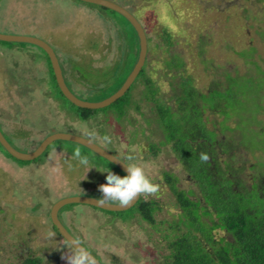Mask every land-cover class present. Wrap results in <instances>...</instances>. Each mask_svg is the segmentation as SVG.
<instances>
[{"label": "rangeland", "instance_id": "374dc122", "mask_svg": "<svg viewBox=\"0 0 264 264\" xmlns=\"http://www.w3.org/2000/svg\"><path fill=\"white\" fill-rule=\"evenodd\" d=\"M110 1L132 12L147 30L151 44L156 48L147 67V76L163 88L160 92L162 99L171 96L170 83L175 85L179 81L173 77L176 72L166 65L170 55H180L184 59L185 75L194 79V85L201 92H206L214 81L222 79L224 82L220 75L223 71L232 76L236 71L240 75L247 74L249 70L244 59L250 56L251 48L256 49L253 57L260 61L264 70V0ZM0 34L37 36L56 45L59 57L79 83L82 94L79 95L77 89L75 94L88 102L102 101L113 92V78L121 79L125 68L121 73L118 71V67L123 65L117 56L122 55L119 49L132 42L129 26L118 15L103 12L99 6L73 0H0ZM167 34H170L172 43L165 38ZM79 39L85 44L84 51L77 48ZM21 44L0 41L1 82L2 67L12 63L20 66L24 63L23 67H28V53L18 58L7 54L9 49H18ZM89 44L95 48L115 46L105 57L108 62L102 66L103 69L97 68L98 65L91 67L87 56ZM23 47L27 51L31 48L29 44ZM244 51L249 52L240 55ZM98 59L103 64L104 60L99 56L93 61ZM115 60L117 64L111 65ZM32 68H36L35 65ZM1 82L3 133L15 149L31 153L45 140L44 137L56 133L89 137L130 165L141 167L148 180L157 186L155 193H143L147 200L156 201L161 208L155 216L156 226H150L138 216L130 224H125L100 209L74 204L65 206L60 212V220L66 229L102 264H165L171 253L170 242L163 239L162 235L167 232H159V223L173 219L179 222L181 209L164 183L163 174H175L182 189L191 185L169 146L162 144L164 135L155 122L156 102L145 99L144 86L131 90V104L122 117L124 108L120 105L98 111L92 120L81 121L70 117L59 100H30L23 92L28 90V86L19 89L23 94L18 95L16 84ZM68 83L71 85L72 82ZM23 84H27V80ZM41 89L42 93L49 91L46 86H41ZM257 98L252 96L253 100ZM62 102L68 108L64 99ZM260 102L257 100L258 104ZM39 111L41 113L37 116L35 113ZM256 114H252L253 118ZM207 115L212 124L219 125L224 120L219 113ZM248 115L252 118L251 114ZM258 118L263 120V125H255L254 131L246 133L244 128L250 125L242 122L240 135L233 137L228 131L223 139L231 142L232 138L238 140L241 136L243 140L259 134L264 145L261 133L264 114ZM228 124L233 127V122ZM62 142H54L42 156L28 163L9 158L0 148V264H21L28 256L42 258V264H66L63 250L70 246L62 236L51 231V222L47 221L52 204L75 196L98 199L102 195L98 189L106 182L107 173L100 172L90 160L88 165L80 164L74 153L87 151L76 143ZM152 147L158 149L156 156L151 153ZM226 158L234 168H241L243 160L249 162L244 173L239 175L249 187L251 181L248 179L258 174L249 170L250 164L260 161L264 165V153L261 151L253 153L241 148L233 154L221 156L220 160L223 162ZM49 232L53 235L49 236ZM185 232L186 228L180 227L178 232L169 235L173 239V235ZM221 236L223 233L217 239Z\"/></svg>", "mask_w": 264, "mask_h": 264}, {"label": "trees", "instance_id": "16d2710c", "mask_svg": "<svg viewBox=\"0 0 264 264\" xmlns=\"http://www.w3.org/2000/svg\"><path fill=\"white\" fill-rule=\"evenodd\" d=\"M100 8L103 12L110 11L118 15L131 30V44L123 47V50L119 49L122 55L123 52L127 55L125 70L121 79L114 78L115 89L108 95L110 97L122 87L134 68L138 59L140 43L135 29L124 17L110 9ZM165 30L163 29L162 32L164 33ZM145 31L147 33L146 29ZM147 38L148 54L145 67L128 92L106 108L122 105L124 108L121 110L120 116L122 117L131 104L130 99L133 95L131 90L134 91L137 86L143 85L146 97L148 96L156 102L155 122L164 135L165 141L162 144L166 147L169 146L186 174L194 181L196 193H199L203 198V203L193 202L187 192L179 190L176 186L178 178L167 172L164 173L166 176L164 177L168 179L170 189L176 197V204L186 213L185 218L182 215L179 216V222L173 219L159 223V232H167L162 235L163 239L170 242L171 253L165 264H264V165L260 161L250 162L249 170L258 174H253L248 179L251 181L249 187L248 182L239 177L247 169L249 162L243 160L241 168H234V164L227 158L223 162L220 160L221 156H228L229 153L233 154L241 148L253 153L256 151L264 153L263 140L259 134L252 138H243V140L239 136L238 140L230 139L231 142L223 139V135L228 131L233 137L235 134L240 135L239 129L243 127H239V125L242 122L246 126L250 125L244 128L246 133H250V130L254 131L255 125L258 126L260 123L263 125V120H260L258 116L264 114V70L260 61L253 57L257 52L256 49H249L250 56L244 59L245 64L248 65L249 72L247 74L240 75L236 71V75L232 76L231 73L223 71L220 75L224 82L221 81L222 79L214 81L206 92L199 91L194 85V79L185 75L183 71L186 66L184 59L180 55H170V60L166 61V65L176 72L173 77L179 78V81L175 85L170 83L172 94L170 97L162 99L160 92L163 88L147 76V67L152 60L153 51L156 49L151 44L148 34ZM165 38L172 43L170 34L165 35ZM249 51H244L240 55ZM207 67H210L209 63H207ZM49 68L52 77L51 88L66 101L68 108L65 105L64 108L77 119L92 120L95 113L106 109L90 110L72 104L58 87L50 63ZM77 92L79 95L82 94L79 89ZM252 96L258 98L253 100ZM127 98L129 99L127 100ZM257 100H261V102L258 104ZM250 109L252 110L250 111ZM207 113H219L224 120L219 125L212 124ZM248 114H251L252 118L248 117ZM252 114H256V116L253 118ZM228 122H233V127ZM0 129L4 132L2 118H0ZM256 131L259 133V130ZM261 133L264 137V129ZM81 147L88 152H86L87 154L80 153L81 156H86L88 160L97 165L100 172L111 168L113 172L121 176L126 175L114 164L86 147ZM0 148L9 158L19 163H28L13 158L1 144ZM69 150L71 149L67 151ZM151 153L156 156L158 154L157 147H152ZM159 210L158 203L154 200H147L143 194L138 203L130 210L124 212L101 211L112 214L114 220H120L125 224H130L138 216L150 226H156L155 216ZM180 227H185L186 232L181 235H173V240L169 234L178 232ZM221 232H223V236L217 239ZM21 264H41V260L34 256H28Z\"/></svg>", "mask_w": 264, "mask_h": 264}, {"label": "water", "instance_id": "95a60500", "mask_svg": "<svg viewBox=\"0 0 264 264\" xmlns=\"http://www.w3.org/2000/svg\"><path fill=\"white\" fill-rule=\"evenodd\" d=\"M84 3H89L92 5L104 7L107 9H110L118 14H120L122 17H124L135 29L140 43V51H139V57L138 61L135 64L132 72L129 74L128 78L122 85V87L113 95L110 97L99 101V102H88L85 100L79 99L67 86L65 79L63 77V73L61 71V67L59 65V62L56 58L55 53L53 50L42 40L36 39L33 37H27V36H13V35H5L0 34V41L2 42H10V43H26V44H32L37 45L41 47L50 57L52 68L54 71V74L56 76V80L58 83V86L62 92V94L65 96L67 100H69L72 104L79 108L84 109H90V110H98L106 108L113 103H115L117 100H119L121 97H123L128 90L132 87L133 83L137 79L139 73L143 69L147 54H148V38L147 33L140 23V21L126 8L110 1V0H76ZM69 141L73 143H77L81 146L86 147L87 149L91 150L95 154L99 155L103 159L109 161L110 163L117 166L124 174L127 175V164L123 162L121 159L117 158L110 152L106 151L99 145L93 143L92 141L81 137L76 136L68 133H56L52 134L49 137H47L40 146L31 153H22L15 149L10 142L7 140L5 135L3 134L2 130L0 129V144L1 146L16 160L25 161V162H31L36 159H38L40 156L43 155V153L47 150V148L56 141ZM129 166V165H128ZM141 195H139L134 201H132L127 207H119L118 205L111 204V205H100L97 204L96 198L92 197H86V196H75L70 198H65L60 201H58L51 210V221L53 225L57 228L60 235L70 244L72 247L74 244H79L80 247L86 249L84 246H82L76 239L73 237L69 231L65 228V226L62 224V222L59 219V212L62 208L68 205H74V204H82V205H88L100 210H105L108 212H124L127 210H130L133 208L138 201L140 200ZM87 250V249H86ZM88 251V250H87ZM89 252V251H88ZM90 253V252H89ZM90 258L95 261V264H102L98 259H96L91 253Z\"/></svg>", "mask_w": 264, "mask_h": 264}, {"label": "flooded vegetation", "instance_id": "af4514ba", "mask_svg": "<svg viewBox=\"0 0 264 264\" xmlns=\"http://www.w3.org/2000/svg\"><path fill=\"white\" fill-rule=\"evenodd\" d=\"M74 2H79V1H76V0H73ZM123 7V6H122ZM128 10V9H127ZM132 13V12H131ZM133 14V13H132ZM134 15V14H133ZM135 16V15H134ZM139 21H140V19L137 17V16H135ZM141 24H142V22H140ZM34 38V37H33ZM36 39H40V40H42L43 42H45L52 50H53V52L55 53V55H56V58H57V60H58V62H59V65H60V67H61V71H62V73H63V77H64V79H65V82H66V84H67V86L69 87V89L75 94V92H74V90L76 91V89H79L78 88V86H79V83L76 81V79H75V75H74V73L71 71V70H69L67 67H66V65H65V63H64V61L61 59V57H59V52H58V47L56 46V45H54L52 42H47L46 40H44V38H41V37H35ZM79 41H81L79 44H77L78 46H77V48H78V50H82V51H84V49H85V44H83V41H82V39H79ZM90 43H91V41H90ZM24 45H26V43L25 44H21V47H19L18 49H9L8 50V55L10 56V57H12V58H18V56H23V54L24 53H28V56H29V59H28V63H29V65H28V67L26 68V67H23L25 64L24 63H22V65L20 66V64L19 63H12L11 65H9L8 67H2V69H1V80H2V82L4 83V84H8V83H12V84H16L15 86L16 87H18V92H17V94L18 95H21V94H23V93H20V90L19 89H24V87H27L28 86V90H26V89H24V93H25V95H26V97L27 98H29L30 100H59L60 102H61V106L63 107V109L64 110H66L65 108H64V104H63V102H62V98H61V96H60V94L57 92V91H55L54 89H52L51 88V83H52V77H51V73H50V68H49V63H50V65H51V69L53 70V68H52V64H51V60H50V57L48 56V54L41 48V47H39V46H37V45H32V44H29L30 46H31V48L27 51V50H24L25 48L23 47ZM28 45V44H27ZM112 49H115V46H110V45H102V47L101 48H99V47H97V48H95L94 47V45H92V44H89L88 45V47H87V52H88V55L87 56H89V61H90V63H92L91 64V67H93L94 65L96 66V65H98L99 67H97V68H101V69H103L102 68V66H104V64L106 63V62H108L107 60H106V58L105 57H107V56H109V52L112 50ZM92 50H94L95 52H97L98 50V52L97 53H93L92 52ZM90 51V52H89ZM116 51V50H115ZM120 51V50H119ZM139 51H140V48H139ZM98 54V55H97ZM95 55H97V56H99V58H102L104 61H103V64H102V62L100 63L99 62V59L98 60H95V61H93V58H97V56H95ZM123 55H125V56H123ZM123 55H117L118 56V59H121L122 61H120V64L122 63L123 65L121 66H119L118 67V71L119 70H121L120 71V73L123 71V68H124V66H126V60H127V58H126V54H125V52H123ZM138 57H139V54H138ZM117 59V60H118ZM89 61L87 62V64H89ZM137 61H138V59H137ZM34 63H36V64H34ZM137 63V62H136ZM135 63V64H136ZM111 65H115V64H117L116 63V60L113 62V64L112 63H110ZM146 64V63H145ZM32 65H35V67L36 68H32ZM144 67H145V65H144ZM143 67V68H144ZM112 68H114V67H112ZM124 70H125V68H124ZM133 70V69H132ZM132 70H131V72H132ZM142 71V70H141ZM19 72H21V73H19ZM124 72V71H123ZM130 72V73H131ZM25 73H28L29 74V76L28 77H26V76H24L25 75ZM53 73H54V71H53ZM129 73V74H130ZM141 73V72H140ZM140 73H139V75H140ZM139 75H138V77H139ZM129 76V75H128ZM54 77H55V81H56V83H57V80H56V76H55V74H54ZM137 77V78H138ZM128 78V77H127ZM114 79V78H113ZM27 80V84H23V82L24 81H26ZM137 80V79H136ZM136 80H135V82H136ZM69 81H71L72 83H71V85L68 83ZM126 81V80H125ZM1 82V81H0ZM1 82V83H2ZM134 82V83H135ZM20 85H19V84ZM133 83V84H134ZM57 85H58V83H57ZM38 86H40L39 88H38ZM41 86H46V88L48 87L49 88V91L47 92V93H42L41 92ZM133 86V85H132ZM59 87V86H58ZM38 88V89H37ZM36 90H38V91H36ZM79 99H81L77 94H75ZM144 97H145V99H147V100H149V101H153L150 97H146V92L144 91ZM26 98V99H27ZM82 100V99H81ZM131 100H132V97H131ZM37 111V110H36ZM41 112L39 111V112H37V113H35L36 115H38L39 116V114H40ZM68 114H70L69 116L70 117H75V116H73L72 115V113H70L69 111H68ZM70 134V133H69ZM87 134H89L90 135V133H87ZM72 135H74V134H72ZM50 136V135H49ZM49 136H47V137H49ZM77 136V135H76ZM46 137V138H47ZM45 137H44V139H46ZM84 138H86V139H88V140H90V141H92L93 143H95V144H97V145H99L100 147H102L103 146V144L102 145H100L97 141H95V139L93 140L92 138H89V137H84ZM53 144V143H52ZM51 144V145H52ZM50 145V146H51ZM49 146V147H50ZM48 147V148H49ZM47 148V149H48ZM103 148V147H102ZM103 149H105V148H103ZM106 150V149H105ZM151 150V149H150ZM106 151H108V150H106ZM46 152V151H45ZM44 152V153H45ZM108 152H110L111 154H113L111 151H108ZM114 155V154H113ZM114 156H116V155H114ZM117 157V156H116ZM117 158H119V157H117ZM119 159H121V158H119ZM123 162H125L127 165H129L130 167H134L133 165H130V163L129 162H127L126 160H123V159H121ZM222 162V161H221ZM133 164V163H132ZM171 176H175V174H173V173H169ZM165 175L163 174V181H164V183L168 186V188H169V190H170V192L172 193V195L174 196V194H173V192L171 191V186H170V184H169V182H168V179H166L165 177H164ZM188 176V182H190V187L188 188V189H182V188H180V184H179V179H178V182L176 183V186L178 187V189L179 190H183V191H185V192H187L188 193V196H189V198L191 199V200H193V202H197V201H200L201 203H203V198L201 197V195L198 193H196V189H195V183H194V181L191 179V177L189 176V175H187ZM142 195L143 194H141V197H142ZM140 197V198H141ZM175 197V196H174ZM55 205V204H54ZM53 204H52V207H51V209H50V213H49V217H47L48 218V221L49 222H51L52 223V221H51V210H52V208H53V206H54ZM179 206V205H178ZM180 207V206H179ZM161 209V208H160ZM180 209H181V211H180V214H179V216H183V218H185V211H184V209H182L181 207H180ZM62 211V209L60 210V212ZM44 212H45V210H44ZM43 212V213H44ZM60 212H59V219H60ZM182 212V213H181ZM46 215V214H45ZM47 216V215H46ZM45 216V217H46ZM61 221V220H60ZM51 223H49V225H51L50 227H51V231L53 232V233H58V235H60V233H59V231L57 230V228L53 225V223L51 224ZM65 226V225H64ZM65 228H66V226H65ZM69 231V230H68ZM69 233L73 236V237H75V239L79 242V240L76 238V236L74 235V234H72L70 231H69ZM221 233H223V232H221ZM54 234V235H55ZM61 236V235H60ZM63 238V237H62ZM64 239V238H63ZM64 241L65 242H67L65 239H64ZM68 243V242H67ZM80 243V242H79ZM82 246H84L82 243H80ZM70 247H68L67 248V250H63L64 251V253H63V255H65V258H66V264H68V260H67V256L70 254L69 252L70 251H72L73 250V247L70 245V244H68ZM85 247V246H84ZM86 248V247H85ZM87 249V248H86ZM89 252H90V250L89 249H87ZM56 251H58V250H56ZM91 253V252H90ZM92 254V253H91ZM52 255V254H51ZM93 255V254H92ZM94 256V255H93ZM96 259H97V257L96 256H94ZM38 259H40V258H38ZM41 260V264H42V262H43V259L41 258L40 259Z\"/></svg>", "mask_w": 264, "mask_h": 264}, {"label": "clouds", "instance_id": "9594fccd", "mask_svg": "<svg viewBox=\"0 0 264 264\" xmlns=\"http://www.w3.org/2000/svg\"><path fill=\"white\" fill-rule=\"evenodd\" d=\"M74 155L79 159L80 164L88 165V158L81 156L78 150ZM101 172L107 173V175L106 182L99 185L98 190L102 195L97 199V204H115L119 207H127L139 195L143 193L151 194L157 191V186L148 180L141 167H130L127 165V175L124 176L113 172L111 168ZM48 235L52 236L53 233L49 232ZM69 253L67 256L68 264H95V261L90 258V253L80 247L79 244H74L73 250Z\"/></svg>", "mask_w": 264, "mask_h": 264}]
</instances>
